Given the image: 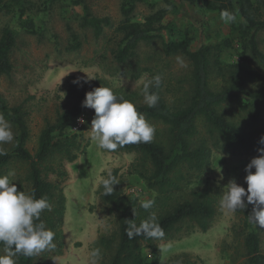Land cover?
<instances>
[{
    "label": "rangeland",
    "instance_id": "374dc122",
    "mask_svg": "<svg viewBox=\"0 0 264 264\" xmlns=\"http://www.w3.org/2000/svg\"><path fill=\"white\" fill-rule=\"evenodd\" d=\"M4 1L0 0V33L3 28L10 27L17 32V39L11 53L12 73L8 77H0V97L9 107H23L29 130L26 148L31 154L36 152L38 137L46 124H53L57 115L69 109L81 93L93 88L109 87L118 97L134 105H142L145 103L136 82L144 74L149 77L160 74L163 78L162 96L168 106L184 105L189 98V62L181 55L165 57L159 40L141 43L134 57L125 64L114 61V53L122 38L116 31L122 21V0H32L30 16L37 28L35 35L19 31L16 16L3 10ZM73 1H79L80 5H74ZM83 6L93 17L111 21V26L104 29L99 39L94 37L91 29L80 25ZM159 10H166L167 17H172V8L161 0H146L143 4H137L133 18L136 22H143L145 17ZM180 15L196 25L192 49L202 43L220 42L229 36L228 24L218 15L187 5ZM72 34L78 37L81 45L75 51L70 50ZM165 37L168 38V35L165 34ZM257 41L259 50L264 54V31L258 33ZM231 46L220 57L222 67L237 63L249 72L257 69L248 55L240 57L238 44L231 41ZM177 56L184 59L187 67L178 66ZM86 76H95L97 80H87ZM211 77L215 89L223 86L222 74L216 67L212 69ZM77 79L80 82L74 84L73 81ZM219 113L241 128L252 143L264 127V121L257 126H249L245 115L232 104L224 106ZM83 114L85 123L82 127L74 130L72 123L67 133L74 138L71 152L75 159L69 161L63 153H54L42 167V176L55 187V195L61 191L64 197V213L60 227L61 245L37 255L35 264H88V252L92 248L101 250L99 264L108 263L117 244L118 222L117 216L102 201L99 178L107 176L109 172L119 182L113 187L124 194L134 195L140 201L153 199L152 210L156 215L190 198L192 192L206 194L214 202L215 215L206 230L189 223L180 224L168 236L154 240L149 246L143 245L144 254L149 259L151 249H154L160 257L159 264H175V259L195 264H247L243 241L249 231L245 228L247 214L253 206L247 205L245 209L229 214L221 209L219 200L230 180L247 188L244 182L245 167L258 157L256 148L226 149L219 140L210 137L203 127H199L198 142L210 155L204 172L198 175L189 173L180 185L181 189L169 196H159L146 187L140 176L137 154L119 150L102 151L90 140L86 132L90 130L95 113L88 108ZM148 122L155 126L153 140H164L165 127ZM12 131L15 137L13 126ZM12 145L13 142L0 147L7 152ZM10 171L15 172V176L9 179L16 184L17 191L29 195L27 165L13 162L0 170V176ZM253 227L260 237L261 251L264 253V229ZM107 240L111 242L106 245L104 241ZM0 254H3L2 250Z\"/></svg>",
    "mask_w": 264,
    "mask_h": 264
},
{
    "label": "trees",
    "instance_id": "16d2710c",
    "mask_svg": "<svg viewBox=\"0 0 264 264\" xmlns=\"http://www.w3.org/2000/svg\"><path fill=\"white\" fill-rule=\"evenodd\" d=\"M172 8V17H167L166 10H159L143 20H134V10L137 4L146 0H122L121 16L116 31L122 36L114 53L117 64H125L132 59L141 43L159 40L165 57L181 55L190 64V94L184 105L170 107L162 96V84L157 92L160 100L156 107L149 108L146 104L135 105L138 113L147 121L163 125L166 129L164 140H152L150 143L128 144L117 150L138 155L140 176L149 190L159 196H169L173 191L181 189L180 185L189 173L201 174L209 163L208 150L198 142L199 127H203L210 137L219 140L226 149H258L262 147L259 140L264 135V127L257 133L254 143L244 135L241 128L228 121L219 113L226 105H235L240 113L245 115L249 126H257L264 121V54L259 50L258 33L264 31V0H161ZM73 4L80 5L79 1ZM199 8L206 13L220 16L222 10H228L236 16L235 22L228 23L229 36L220 42L202 43L192 49L195 41L196 25L180 15L185 6ZM7 14L16 16V26L20 32L28 35L37 34V28L30 12L32 0H6L2 5ZM169 18V19H168ZM82 28L92 30L99 39L105 28L111 26L108 18H95L88 8L83 6L80 19ZM168 35V38L165 37ZM72 36L71 51L78 50V37ZM17 32L5 27L0 33V77H8L13 70L11 53L16 45ZM231 41L239 45L240 57L251 58L256 70L247 71L240 64L222 67L221 55L232 48ZM217 68L222 74L223 86L215 89L212 85V69ZM95 89V88H93ZM91 89L90 91H92ZM81 93L74 104L59 113L53 124L47 123L38 137L37 150L31 154L26 144L29 140V130L25 121L22 106L9 107L0 97V113H2L15 130L13 145L6 155L0 156V170L13 162L25 163L28 168L26 181L29 183V195L39 199L46 197L51 205V211H43L39 221L47 229L55 233L53 243L61 245V219L64 213V197L55 187L42 176L43 165L54 153L64 154L73 161L75 156L71 150L74 147L72 137L67 135L73 121L88 108L82 107L85 94ZM102 201L108 210L117 216V244L107 264H159L160 257L156 250L151 249L150 259L144 254L143 245H151L154 240L137 236L129 239L126 235L128 221L134 220L137 225L153 213L152 208L145 211L140 207V200L134 195L124 194L113 187V193L105 195L102 189ZM248 211L245 228L249 231L244 237L243 247L247 264H264V253L261 251L260 237L254 225L249 222ZM156 215V214H155ZM215 215L214 202L206 194L192 192L191 197L184 199L171 210L156 215L164 230V236L171 234L177 226L189 223L201 230L208 228ZM111 241H104L106 245ZM3 251V245L0 244ZM51 250H54L51 249ZM37 256H17L16 264H35ZM175 264H195L188 260L175 259Z\"/></svg>",
    "mask_w": 264,
    "mask_h": 264
},
{
    "label": "clouds",
    "instance_id": "9594fccd",
    "mask_svg": "<svg viewBox=\"0 0 264 264\" xmlns=\"http://www.w3.org/2000/svg\"><path fill=\"white\" fill-rule=\"evenodd\" d=\"M220 18L226 24L236 20L235 14L228 10H222ZM176 63L181 68L187 67L180 56L176 57ZM162 79L160 74L151 77L144 74L136 82L141 89L143 102L149 108L156 107L160 100L153 89L161 86ZM87 80L97 79L92 76L87 77ZM79 82V79L73 81L74 84ZM62 94L64 97L65 94ZM82 107L94 110L95 115L90 130L86 133L102 151L114 152L128 144L150 143L154 138L155 126L149 123L143 114L138 113L132 102L118 97L109 87H98L87 92ZM78 122L85 123L82 118ZM13 140L12 125L0 113V146L10 144ZM259 143L262 147L257 149L258 157L253 158L245 167L244 182L247 188L239 186L235 180H230L220 194L219 206L226 213L235 214L237 210L252 205V213L248 216L249 222L257 229H264V135L260 137ZM6 154L3 147H0V156ZM12 176H15L14 171L0 176V244L3 245L0 264H16L14 258L17 256L33 257L55 247L53 243L55 233L47 229L42 221L36 222L39 221L43 211H51L47 198L37 199L34 194L18 192L16 184L9 179ZM99 184L104 194L108 195L113 193V186L119 182L109 172L107 176L99 178ZM154 203L153 199H144L140 202V207L148 211ZM126 235L129 239L137 236L161 239L164 230L153 212L139 225L134 220L128 221ZM100 259L99 248H92L88 252V264H99Z\"/></svg>",
    "mask_w": 264,
    "mask_h": 264
},
{
    "label": "built area",
    "instance_id": "2783aa9c",
    "mask_svg": "<svg viewBox=\"0 0 264 264\" xmlns=\"http://www.w3.org/2000/svg\"><path fill=\"white\" fill-rule=\"evenodd\" d=\"M83 119L84 120V114H80L74 121H73V129L76 130V129H79L82 127L83 124H80L78 122L79 119Z\"/></svg>",
    "mask_w": 264,
    "mask_h": 264
}]
</instances>
